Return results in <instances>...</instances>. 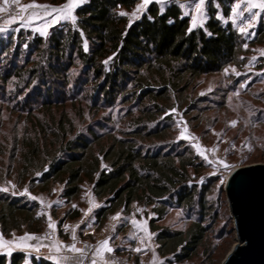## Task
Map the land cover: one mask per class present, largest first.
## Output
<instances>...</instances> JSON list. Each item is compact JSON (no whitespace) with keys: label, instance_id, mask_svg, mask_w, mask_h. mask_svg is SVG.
<instances>
[{"label":"trees","instance_id":"16d2710c","mask_svg":"<svg viewBox=\"0 0 264 264\" xmlns=\"http://www.w3.org/2000/svg\"><path fill=\"white\" fill-rule=\"evenodd\" d=\"M138 1L90 0L76 9V26L68 20L46 36L30 31L0 37V102L32 123V132L15 137L11 153L33 183L43 189L62 184L70 202L89 182L103 201L96 213L99 225L134 203L153 205L157 218L150 224L157 231L158 250L182 261L204 245L218 211L211 183L193 180L205 164L190 145L172 136L170 111L185 104L200 77L229 65L243 67L249 45L264 38V27L248 41L225 23L234 0H210L207 21L191 32V17L176 2L166 5L163 14L161 5L151 3L129 27L128 16L118 13ZM68 103L81 117L86 111L110 114L79 127L65 110ZM54 108L64 109L56 115ZM5 145L0 143V161ZM12 193L0 191L2 235L8 238L24 228L40 232L47 218L40 204ZM171 208L187 213L188 228L155 224ZM0 264L55 262L13 251L0 253Z\"/></svg>","mask_w":264,"mask_h":264},{"label":"rangeland","instance_id":"374dc122","mask_svg":"<svg viewBox=\"0 0 264 264\" xmlns=\"http://www.w3.org/2000/svg\"><path fill=\"white\" fill-rule=\"evenodd\" d=\"M32 2L60 6L66 3V0L64 2L20 0L21 5ZM142 2L143 0H139L132 9H121V11L131 14ZM175 2L183 5L181 7L190 15L192 24V17L196 15L194 5L198 0H175ZM209 2L210 0H205L203 7V12L207 17L203 24L208 19ZM237 3H240L241 7L234 13L233 8ZM150 4L147 5L143 14ZM0 6H3V0H0ZM245 8L246 5L241 3V0H234L230 15L223 20L225 23L231 22L243 38L249 41L257 37L260 27H264V12L253 18L251 13L245 11ZM253 11L257 10L253 9ZM12 16H17V6L14 4L9 5L7 12H0V28L7 29L0 32V37L9 35L17 37L21 32L30 31L33 35L46 36L42 35L39 30L45 29L48 34L51 28L58 24L53 21L52 16L43 17V14H41L42 18L24 21L17 16L15 23L11 22ZM128 18L130 19V15ZM50 21H53L51 25ZM65 21L68 20H61L59 23ZM249 23L251 27L248 26ZM242 27L247 31L242 33L240 31ZM262 50H264V38L249 45V52L246 54L243 67L229 65L225 67L228 69L227 73L224 69L223 72L200 77L190 88V98L185 104L170 111L173 113L175 124L172 136L190 145L205 164L200 172L193 173V180L200 185L205 182L211 183V197L218 211L217 221L204 245L190 258L182 261L175 259L173 253L163 255L158 250L157 231H153L150 224L152 218H157L153 205L145 206L134 203L127 211L118 210L111 214L105 223L99 225L96 221V213L103 201L94 195L89 182L84 183L81 196L70 202L62 195V184L51 185L48 189H43L37 183H33L31 174L25 176L22 173L21 164L16 156L12 157L14 155L11 153L15 137L20 138L26 132H32V123L27 119V115L19 114L12 109V106L0 102V143L6 144L3 148L5 153L0 161V188H8V192L16 193L23 192L27 188L31 196L38 198L36 201L40 204L41 212L47 217L40 232H30L24 228L22 231H13L12 235L7 238L0 230V237L6 241L15 240L20 243L19 238L25 234L40 238L23 242L31 247L14 246L10 251H21L52 261L54 260L51 257H56L60 264H92L93 259L97 261V264H104V261H112L114 264H210L211 262L221 264L238 242L234 218L231 215L225 191L226 180L231 171L237 167L264 164V56L261 55ZM253 57L256 59L253 60ZM232 69H235V72ZM241 85L245 86L241 87ZM193 104L196 106L188 107ZM63 109L54 108L53 112L60 115ZM65 110L74 118L75 124L79 127L94 118L110 114L107 110L94 116V113L86 111L81 117L78 115L80 112L78 108L72 106L71 103L66 105ZM42 114L40 112L39 116ZM232 121H236L234 127L231 125ZM182 133L184 136L197 139L182 138ZM197 144L202 149L209 150L206 152L207 160L199 155L197 147L193 146ZM212 149H215L214 153ZM221 160L233 167L225 169L219 163ZM13 185H15L14 188ZM89 208H92V211L89 212ZM75 210L80 212L78 217H67ZM118 213L120 218L112 219ZM133 220L137 221L139 226L134 225ZM49 223H52L54 227H49ZM190 223L187 213L179 208L169 209L161 219L155 222L156 225L171 230H185ZM108 238H111L109 243L114 252L110 254L105 252L101 259L96 255V249L101 241ZM73 244L76 248L82 249V253L71 251ZM57 247L59 251L56 250ZM136 248H141L143 251L137 252ZM7 251V249L0 248V253H7Z\"/></svg>","mask_w":264,"mask_h":264},{"label":"snow or ice","instance_id":"6c2138e0","mask_svg":"<svg viewBox=\"0 0 264 264\" xmlns=\"http://www.w3.org/2000/svg\"><path fill=\"white\" fill-rule=\"evenodd\" d=\"M90 0H66V3H64L63 5L60 6H52V5H45V4H37L35 2L29 3V4H25V5H21L20 4V0H3V6H0V12H7L8 11V7L9 5H16L17 6V16H19L21 21L24 20H33V19H39L42 18L41 14H43V17H47V16H52L53 17V21L56 23H59L61 20H69L71 21V23L73 24V26H76L77 24V15L76 13V9L81 7L82 5L89 3ZM175 0H143V2L139 5H137L136 9L131 13H126V12H119L118 15L120 16H129L130 15V19H129V27L131 26V23L133 20L135 19H139L140 15L143 14V12L146 10V7L148 4L150 3H157L159 5H161L160 7V14H163L164 10H165V6L170 4V3H174ZM241 3L246 5L245 11L249 12L252 14V17L255 18L257 16L260 15L261 12H264V0H241ZM205 5V0H198L197 3H195L194 8H195V13L196 15H194L192 17V26L188 29L189 32L192 31L193 28L196 27H203V22L204 20L207 18L203 12V7ZM183 7V5H181ZM241 7L240 3H237L234 8H233V12L236 13ZM253 9H256L257 11H253ZM55 14V15H53ZM241 15L243 13H240ZM184 15H188V12L186 11L184 13ZM17 16H12L11 17V22L15 23ZM149 19H152L151 16L148 17ZM53 21H50L49 24L51 25V23ZM172 21H169V23H171ZM249 27H251V23H249L248 25ZM6 28H0V32L6 31ZM41 32L42 35H47V32L45 29H41L39 30ZM240 31L246 32L247 29L246 28H241ZM81 35H83V32H81ZM208 35H211V33H208ZM245 47H247V45H245ZM84 49L85 51H87V42H84ZM261 55L264 56V50L261 51ZM111 59V58H109ZM243 59V58H241ZM253 60L256 59V57L252 58ZM108 61H104L105 64H107ZM233 72H235V69H232ZM228 72V69H225V73ZM237 75H239V73H236ZM245 85H241V87H244ZM203 94V93H202ZM238 95V93H236ZM231 125L234 127L236 125V121H232ZM186 131V130H185ZM182 138L185 139H192L195 140L197 138L192 137V136H184V134L182 133ZM194 147H197V151L198 154L201 155L204 159L207 160V155L206 152L209 151L208 149H202L198 144L197 145H193ZM211 151H213V153L215 152V149H212ZM209 163H211V161H209ZM219 163L225 168V169H229L231 167H233L232 165L226 164L224 161H219ZM221 183H223V181H221ZM15 187V185H13V188ZM0 191L2 192H8V188H0ZM13 195H16V192L12 193ZM19 195H29L31 199L36 200L38 199L35 196H31L30 193H28L27 188L24 189L23 192H20ZM58 203V202H57ZM51 205H49L50 207ZM75 207V205L73 206ZM92 211V208H89V212ZM87 215V213H86ZM119 217V213L114 216L112 219L114 220H118ZM132 223L134 225H138V222L133 220ZM49 227H54V225L52 223H49ZM146 231V229H145ZM40 239L39 237L33 236L31 234H25V236L20 237L19 241L20 243H18L17 241L13 240V241H6L4 240L2 237H0V248L3 249H7V255H11V247H31L30 245H27L26 241L29 240H37ZM73 239H75V236H73ZM111 238L105 239L103 241L100 242V246L96 249V255L99 256L101 259H103L105 252L107 253H112L114 252V249L110 246V241ZM57 251H59V248L57 247L56 249ZM71 251L77 252V253H82V249H78L76 248L75 244L71 245ZM135 251L137 252H141L143 251V249L141 248H136ZM51 259H53L55 261V264H60V261L56 258V257H51ZM67 259V258H65ZM92 264H97V261L95 259L92 260ZM104 264H114V262L112 261H104Z\"/></svg>","mask_w":264,"mask_h":264},{"label":"water","instance_id":"95a60500","mask_svg":"<svg viewBox=\"0 0 264 264\" xmlns=\"http://www.w3.org/2000/svg\"><path fill=\"white\" fill-rule=\"evenodd\" d=\"M225 191L238 242L221 264H264V164L232 170Z\"/></svg>","mask_w":264,"mask_h":264}]
</instances>
